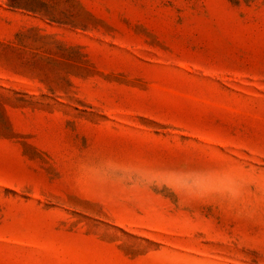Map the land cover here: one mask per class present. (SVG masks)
I'll return each mask as SVG.
<instances>
[{
  "label": "rangeland",
  "instance_id": "1",
  "mask_svg": "<svg viewBox=\"0 0 264 264\" xmlns=\"http://www.w3.org/2000/svg\"><path fill=\"white\" fill-rule=\"evenodd\" d=\"M0 264H264V0H0Z\"/></svg>",
  "mask_w": 264,
  "mask_h": 264
}]
</instances>
